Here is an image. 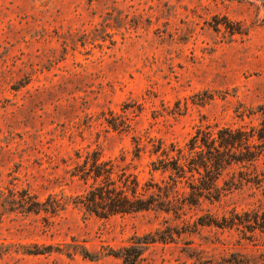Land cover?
Wrapping results in <instances>:
<instances>
[{"label": "rangeland", "instance_id": "1", "mask_svg": "<svg viewBox=\"0 0 264 264\" xmlns=\"http://www.w3.org/2000/svg\"><path fill=\"white\" fill-rule=\"evenodd\" d=\"M262 120L264 0H0V264H264V154L217 198L151 164L161 142ZM96 151L159 206L78 205Z\"/></svg>", "mask_w": 264, "mask_h": 264}, {"label": "trees", "instance_id": "2", "mask_svg": "<svg viewBox=\"0 0 264 264\" xmlns=\"http://www.w3.org/2000/svg\"><path fill=\"white\" fill-rule=\"evenodd\" d=\"M256 140L260 142L259 145L254 144ZM252 148L256 151H252ZM153 152L155 155L162 152L156 161L151 162L155 172L170 173L169 179L174 180V175L181 178L188 169L199 175L201 193L217 198L221 196L220 193L216 195L217 181L226 169L245 162L253 164L264 154V120L259 127H252L251 131L207 125L199 128L196 136L191 137L188 152L174 144L168 151L162 142ZM171 152H176L177 156H170ZM135 157L140 158V153ZM120 161H102L97 151L86 156L84 164L78 167L77 175L86 184L92 180V184L87 193L77 198L78 205L103 218L139 213L159 206L160 202L154 195H147L146 190L140 189L131 164L125 165L123 159ZM234 186L236 184L229 185L230 188ZM165 198L170 201V196L165 195Z\"/></svg>", "mask_w": 264, "mask_h": 264}]
</instances>
